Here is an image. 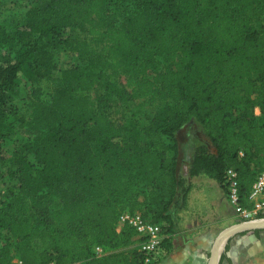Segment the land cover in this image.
Masks as SVG:
<instances>
[{
  "label": "trees",
  "instance_id": "16d2710c",
  "mask_svg": "<svg viewBox=\"0 0 264 264\" xmlns=\"http://www.w3.org/2000/svg\"><path fill=\"white\" fill-rule=\"evenodd\" d=\"M263 14L264 0H36L15 50L0 53V138L17 80L53 79L59 47L77 59L18 118L35 163L20 155L17 184L0 198V228L11 236L0 264H143L136 248L111 251L136 235L126 224L117 230L118 217L137 210L166 226L190 186L176 134L191 120L206 141L189 174L224 189L233 168L246 195L264 169ZM73 27L84 37L60 35ZM134 98L153 113L139 127L117 125L108 107Z\"/></svg>",
  "mask_w": 264,
  "mask_h": 264
},
{
  "label": "rangeland",
  "instance_id": "374dc122",
  "mask_svg": "<svg viewBox=\"0 0 264 264\" xmlns=\"http://www.w3.org/2000/svg\"><path fill=\"white\" fill-rule=\"evenodd\" d=\"M35 1L36 0H0V53L3 51L13 52L15 50L13 44L15 46L16 44L11 42V39L13 38L15 41L16 31L25 23L26 12L31 6H33ZM115 8L120 10L121 6L115 4ZM60 35L68 38H83L84 32L76 27L64 28L61 30ZM8 38H10V40ZM76 59V55L72 50L63 46L59 47L54 52V68L51 71L53 79L42 78L38 82H35L22 76L17 80L15 91L7 104L8 120L3 129L2 137L0 138V198L7 188L17 184L16 177L14 176L16 168L14 163L18 162L17 158L20 155H24L31 163H35L32 155L21 146L26 140V136L18 125V118H20V116L27 117L29 113L28 102L32 93L37 91L42 97H46L56 85L61 70L65 67L71 66ZM118 80L121 84H125L126 82L124 76H119ZM98 92L99 90L97 87L91 90L92 96H95ZM152 113L153 108L143 98L128 99L126 102L116 101L107 109L108 116L111 117L117 125L127 127L141 126L148 120V116ZM176 137L180 148L181 159L182 154L183 156L187 155L186 157L188 158V155L190 152L194 151V147L197 143L206 141L200 126L194 120H191L183 126L177 132ZM114 141L116 144L121 143L120 138H115ZM184 142H187V144L184 145ZM179 172L182 176H186L188 174L187 165L179 168ZM227 204L229 206V211H226L225 213L231 216V218L221 224L218 230L233 223L246 220L242 218L235 205H233L229 199L227 200ZM255 217H258V214L251 218ZM237 234L239 233L232 236ZM10 239L11 236L8 233L4 231L0 232V244ZM131 248L140 250L137 235L131 237L125 246L111 251L118 252L120 250ZM106 252L107 250L102 254ZM207 255H209V253ZM165 256L166 253L160 260ZM160 260L158 262H160ZM158 262L153 264H157Z\"/></svg>",
  "mask_w": 264,
  "mask_h": 264
},
{
  "label": "crops",
  "instance_id": "0c3cea01",
  "mask_svg": "<svg viewBox=\"0 0 264 264\" xmlns=\"http://www.w3.org/2000/svg\"><path fill=\"white\" fill-rule=\"evenodd\" d=\"M255 112L259 113V109ZM186 156L182 154L179 168L187 165L184 177L190 186L185 199L169 210L165 224L169 227L170 245L157 264H206L213 240L221 230L219 226L231 218L225 213L229 206L223 187L203 173L190 175L193 152ZM219 264H264V229L230 237Z\"/></svg>",
  "mask_w": 264,
  "mask_h": 264
},
{
  "label": "built area",
  "instance_id": "2783aa9c",
  "mask_svg": "<svg viewBox=\"0 0 264 264\" xmlns=\"http://www.w3.org/2000/svg\"><path fill=\"white\" fill-rule=\"evenodd\" d=\"M262 23L264 25V14ZM223 186L229 201L235 205L242 218L250 219L252 216L264 213V169L257 173L250 190L244 196H240L237 173L233 168L225 170ZM125 224L136 231L143 264L158 262L166 253L163 244L165 238L169 237L166 226L161 222L145 219L137 210H125L119 215L116 229L119 230ZM0 232H2L1 228ZM92 250L96 255L104 252L100 245H94Z\"/></svg>",
  "mask_w": 264,
  "mask_h": 264
},
{
  "label": "water",
  "instance_id": "95a60500",
  "mask_svg": "<svg viewBox=\"0 0 264 264\" xmlns=\"http://www.w3.org/2000/svg\"><path fill=\"white\" fill-rule=\"evenodd\" d=\"M257 229H264V216L239 221L221 229L213 240L206 264H219L226 242L232 235Z\"/></svg>",
  "mask_w": 264,
  "mask_h": 264
}]
</instances>
